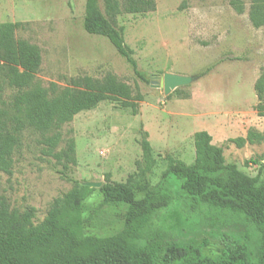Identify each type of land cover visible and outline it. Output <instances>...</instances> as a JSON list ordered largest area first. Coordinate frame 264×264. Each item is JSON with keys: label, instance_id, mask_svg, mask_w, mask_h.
Listing matches in <instances>:
<instances>
[{"label": "rangeland", "instance_id": "374dc122", "mask_svg": "<svg viewBox=\"0 0 264 264\" xmlns=\"http://www.w3.org/2000/svg\"><path fill=\"white\" fill-rule=\"evenodd\" d=\"M84 1L0 0V24L22 23L15 37L39 49L41 65L34 82L40 87H64L71 78L113 74L142 100H134L135 115L108 100L62 126L57 150L68 139L75 144L76 164L68 171L46 154L40 134L24 132L12 155L11 173L0 172V197L10 209L32 208L34 221L40 222L52 201L72 188V181L101 186L108 176L112 182H124L141 160L144 133L155 161L147 176L152 185L160 181L167 158L193 162V135L198 131L207 132L212 145L222 148L225 163L254 177L264 140L246 141L242 147L230 141L245 138L249 130L264 135V117L256 114L253 90L264 69V26L252 27L251 0H154L152 13L119 16L116 26L143 80L105 38L84 32ZM235 1L241 13L233 7ZM102 2L98 0L100 9ZM165 74L188 78L189 83L166 95L158 87ZM175 90L187 98L177 97ZM11 94L6 90L3 99ZM164 183L173 193L178 191L173 177ZM98 189L93 187L83 202L84 233L107 237L122 229L126 206H100ZM152 228L170 233L180 244L200 247L209 258L220 253L222 235L246 246L255 240L252 229L228 213L199 209L186 215L177 200L158 213Z\"/></svg>", "mask_w": 264, "mask_h": 264}, {"label": "trees", "instance_id": "16d2710c", "mask_svg": "<svg viewBox=\"0 0 264 264\" xmlns=\"http://www.w3.org/2000/svg\"><path fill=\"white\" fill-rule=\"evenodd\" d=\"M236 3L232 5L241 13L242 7ZM154 11V0H103L102 9L98 0H85L82 28L88 35L105 38L143 80L116 19L124 14L145 16ZM248 19L253 28L264 26V0H251ZM21 28L19 22L0 24V172L11 173L12 155L27 131L40 134L46 154L68 171L76 164L75 144L68 139L57 150L62 126L78 113L108 100L118 101L135 115L134 100L141 101L142 97L133 96L131 88L113 74L100 79L71 78L64 87H40L34 82L41 65L40 52L35 45L15 37ZM6 90L12 91L8 100L3 99ZM253 90L256 114L264 117V69ZM173 93L187 98L177 90ZM263 140L262 133L249 130L245 138L230 141L242 147L246 141ZM139 145L141 160L136 162V171L119 183L107 176L98 189L100 206H126L120 231L107 237L84 233L82 206L93 187L76 181H72L68 192L52 201L40 222L34 221L32 208L12 210L0 197V264H264V152L254 161L257 174L250 177L235 164L225 163L222 148L212 145L207 132L198 131L193 135V162L167 158L160 181L152 185L147 176L155 161L146 133ZM168 177L178 183L176 193L164 183ZM175 200L186 215L199 209L228 213L252 229L254 242L246 246L222 235V249L215 258L204 256L200 247L180 244L170 233L152 228L158 213Z\"/></svg>", "mask_w": 264, "mask_h": 264}, {"label": "water", "instance_id": "95a60500", "mask_svg": "<svg viewBox=\"0 0 264 264\" xmlns=\"http://www.w3.org/2000/svg\"><path fill=\"white\" fill-rule=\"evenodd\" d=\"M157 84V82H155ZM189 83V79L185 77L175 76L171 74H165L162 79L159 80L158 87L163 89L164 94H168L179 86ZM88 187L99 188V183H86Z\"/></svg>", "mask_w": 264, "mask_h": 264}]
</instances>
